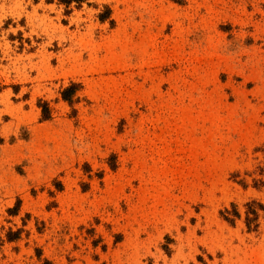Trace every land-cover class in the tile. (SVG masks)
Here are the masks:
<instances>
[{
    "label": "rangeland",
    "instance_id": "rangeland-1",
    "mask_svg": "<svg viewBox=\"0 0 264 264\" xmlns=\"http://www.w3.org/2000/svg\"><path fill=\"white\" fill-rule=\"evenodd\" d=\"M0 53V264H264V0H0Z\"/></svg>",
    "mask_w": 264,
    "mask_h": 264
},
{
    "label": "trees",
    "instance_id": "trees-1",
    "mask_svg": "<svg viewBox=\"0 0 264 264\" xmlns=\"http://www.w3.org/2000/svg\"><path fill=\"white\" fill-rule=\"evenodd\" d=\"M54 0H48L49 3L53 2ZM60 3L66 5L67 8H70V6L72 4H77V5H82V3L85 2V0H59ZM100 19L102 21L105 20V17L104 16H100ZM0 58H1V53H0ZM75 89H76V86L75 85H71L70 87H68L67 89H65L63 92H62V99L63 101L69 103V104H72V100H73V96H74V93H75ZM40 108H42V117L44 120H49L51 118V113H50V109L48 108V105L47 104H43V106L41 105ZM261 206V205H259ZM261 208H264V207H261ZM16 214V213H15ZM234 214V217H239V214L237 211H234L233 212ZM249 214H253L254 215V220H256L257 218V211L256 210H252L251 212H248V215ZM225 220H227L228 222H231L233 223V220L230 219L229 217H224ZM247 226L248 228H250V221L248 219L247 221Z\"/></svg>",
    "mask_w": 264,
    "mask_h": 264
}]
</instances>
